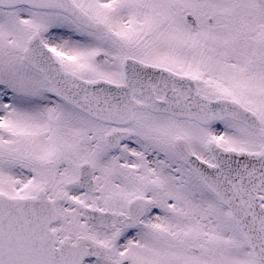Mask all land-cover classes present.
Masks as SVG:
<instances>
[{
	"label": "snow or ice",
	"instance_id": "1",
	"mask_svg": "<svg viewBox=\"0 0 264 264\" xmlns=\"http://www.w3.org/2000/svg\"><path fill=\"white\" fill-rule=\"evenodd\" d=\"M0 264H264V0H0Z\"/></svg>",
	"mask_w": 264,
	"mask_h": 264
}]
</instances>
